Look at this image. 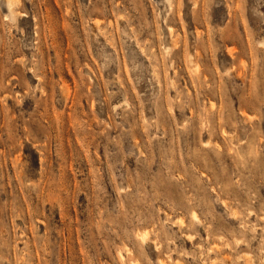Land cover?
Masks as SVG:
<instances>
[{
    "label": "rangeland",
    "instance_id": "obj_1",
    "mask_svg": "<svg viewBox=\"0 0 264 264\" xmlns=\"http://www.w3.org/2000/svg\"><path fill=\"white\" fill-rule=\"evenodd\" d=\"M0 264H264V0H0Z\"/></svg>",
    "mask_w": 264,
    "mask_h": 264
},
{
    "label": "bare ground",
    "instance_id": "obj_2",
    "mask_svg": "<svg viewBox=\"0 0 264 264\" xmlns=\"http://www.w3.org/2000/svg\"><path fill=\"white\" fill-rule=\"evenodd\" d=\"M8 4V3H7ZM11 11V10H10ZM13 15V14H12Z\"/></svg>",
    "mask_w": 264,
    "mask_h": 264
}]
</instances>
